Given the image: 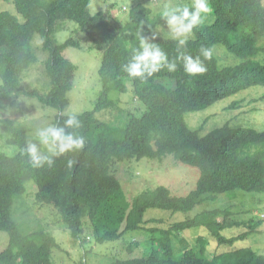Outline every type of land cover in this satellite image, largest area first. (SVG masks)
I'll return each instance as SVG.
<instances>
[{
	"label": "trees",
	"instance_id": "obj_1",
	"mask_svg": "<svg viewBox=\"0 0 264 264\" xmlns=\"http://www.w3.org/2000/svg\"><path fill=\"white\" fill-rule=\"evenodd\" d=\"M12 2L22 21L8 12L0 13V127L8 146L0 151V232L8 236L0 264H52V252L59 246L48 231L30 232L13 218L12 207L25 193L27 181L37 188V203L58 210L72 238L78 239L86 225L99 244L141 229L149 209L187 214L200 207L170 228L151 229L158 235L150 240L146 257L111 258L108 264H264L259 249L239 246L248 236L262 233L256 230L260 223L230 222L229 211L203 206L224 194L234 198L236 191L264 192V130L225 123L203 135L202 127L190 129L185 122L187 113L206 110L249 88H264L262 0H209L212 12L193 30L194 38L185 49L192 56L199 54L201 46L214 49L212 59L204 61L207 72L189 76L178 63L175 72L162 69L146 81L130 78L123 66L139 47L140 36H150L165 24L151 8L135 5L125 24L114 28L106 13H90L91 0ZM64 21L75 23L101 51V94L92 111L79 114L82 127L76 131L86 138L85 148L55 158L52 167L35 169L21 154L34 135L4 118L2 111L8 101L21 96L59 112L68 107L76 67L62 53L69 46L78 48L79 43L69 39L55 44V25ZM34 35L49 53L44 70L50 88L44 94L21 87L24 73L37 61L31 44ZM155 43L170 60L177 56L172 39ZM216 49L232 56L234 63L221 66ZM126 81L145 110L139 115L128 113L119 121L99 120L96 114L113 106L110 95L124 93ZM239 106L240 102H235L227 109ZM64 119L66 116L59 115L54 123L62 125ZM169 157L177 165L199 171L195 189L182 197L159 186L128 201L114 173L116 165L128 168L132 160L142 158L162 164ZM69 160L73 161L71 167ZM233 227H240L243 233H225ZM200 228L206 232L197 234L191 244L182 237L183 232ZM212 246L213 255L209 251ZM221 246L235 247L220 250Z\"/></svg>",
	"mask_w": 264,
	"mask_h": 264
},
{
	"label": "rangeland",
	"instance_id": "obj_2",
	"mask_svg": "<svg viewBox=\"0 0 264 264\" xmlns=\"http://www.w3.org/2000/svg\"><path fill=\"white\" fill-rule=\"evenodd\" d=\"M191 3L192 0H91L90 13L92 15L100 11L106 13L111 21V26L116 28L125 24L130 10L137 4L151 8L153 14L158 15L163 11L165 4L190 6ZM262 4L264 6V0H262ZM2 12H8L22 21L12 0H0V13ZM154 33L157 35L154 43L169 38L165 24L161 25ZM192 38H194V34L190 39ZM69 39L78 42L79 47L69 46L62 53L76 67L72 79V89L68 93L70 101L68 107L59 112L43 107L34 98L21 96L8 101L3 108V117L22 125L29 134L34 135L37 128L54 123L55 118L59 115L66 116L69 110L78 114L92 111L101 94L98 74L102 60L101 51L93 45L84 32L78 29L75 23L71 21L57 23L54 33L55 44H62ZM31 44L37 61L24 73L21 87L24 91L37 90L44 94L50 88L44 70V64L49 53L42 49L38 35H34ZM215 52L221 66L234 63L233 57L227 56L223 49H216ZM161 83L168 85L165 80H162ZM110 99L113 101V106L96 114L99 120L107 123L124 119L128 113L139 115L141 110L142 112L145 110L143 105L134 98L129 81H126L124 93H112ZM235 102H240V106L237 109L228 110L227 108ZM185 122L190 129L202 127L203 135L223 126L225 123L234 127L264 130V88H249L215 103L214 106L206 110L187 113ZM6 140L7 138L0 127V151L8 150ZM116 166L114 173L130 202L139 194L159 186H165L177 196L184 197L195 189L199 177L197 169L177 165L170 157L162 164L142 158L132 160L128 168L121 164ZM36 190L35 184L27 181L25 193L12 207V215L18 223L29 227L30 232L42 228L55 239L59 246L52 252V264H80L81 261L84 264H108L111 258L146 257L151 248L150 240L158 235V233L153 234L151 229L170 228L173 223L184 221L185 218L193 216V213L200 208L197 207L193 212L187 214L181 212L172 214L169 211L149 209L144 216L145 223L140 226L141 229L126 232L116 241L99 244L90 235L86 225L83 234L78 239L72 238L58 210L51 205L37 203ZM235 195L234 198H228L227 194L221 195L214 202H208L203 206L206 209L229 211L231 213L230 222L234 220L236 222L253 221L260 223L261 226L256 230L262 233L248 236L245 241L239 243V246H248L254 251L259 249L260 253L264 255V192L236 191ZM239 230L242 232L240 227H233L225 233L232 231V234L237 236L241 233ZM203 231L206 232L202 228L200 230H188L182 233V237L191 244L197 239V234H202ZM245 231L247 230L245 229ZM7 246L8 236L5 232H0V252ZM232 248L221 246L220 250ZM211 249L209 251L213 255L215 246H212ZM85 252L86 257H84Z\"/></svg>",
	"mask_w": 264,
	"mask_h": 264
},
{
	"label": "clouds",
	"instance_id": "obj_3",
	"mask_svg": "<svg viewBox=\"0 0 264 264\" xmlns=\"http://www.w3.org/2000/svg\"><path fill=\"white\" fill-rule=\"evenodd\" d=\"M211 12L209 0H192L190 6L165 4L160 19L166 25L169 38L176 42L177 56L171 60L168 58L160 46L153 42L157 39L154 32L150 36L141 35L139 47L133 49L130 59L123 66V71L130 78H139L142 81L162 69L170 73L175 72L178 63H182L184 72L189 76L206 73L207 66L204 61L212 59L214 49L201 46L196 56L188 54L185 49L189 39L193 37V30L201 25ZM81 127L79 114L69 110L62 125L52 123L37 128L33 139L21 149V154L28 157V162L35 169L45 165L52 167L55 158L85 148L86 138L76 131ZM72 164L73 161L69 160L68 166L71 167Z\"/></svg>",
	"mask_w": 264,
	"mask_h": 264
}]
</instances>
